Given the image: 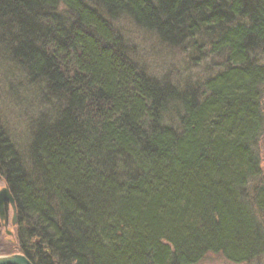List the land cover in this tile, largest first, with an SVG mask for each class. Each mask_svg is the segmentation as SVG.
Segmentation results:
<instances>
[{
	"label": "trees",
	"instance_id": "obj_1",
	"mask_svg": "<svg viewBox=\"0 0 264 264\" xmlns=\"http://www.w3.org/2000/svg\"><path fill=\"white\" fill-rule=\"evenodd\" d=\"M124 20L195 53L198 65L210 60V71L155 73ZM263 52L264 0H0V65H12L3 76L19 73L34 94L22 102L33 112L21 148L0 120V182L17 208L10 250L0 220V255L33 264L259 258Z\"/></svg>",
	"mask_w": 264,
	"mask_h": 264
},
{
	"label": "rangeland",
	"instance_id": "obj_2",
	"mask_svg": "<svg viewBox=\"0 0 264 264\" xmlns=\"http://www.w3.org/2000/svg\"><path fill=\"white\" fill-rule=\"evenodd\" d=\"M121 24L127 31L126 36L130 38V45L138 48L137 52L142 56V59L146 61L149 68L155 73L164 75L165 72L173 71L177 72L178 78L187 77L197 80L210 71V60L202 61L200 65H198V57L195 56V53L171 49L168 45L155 39L152 34L132 27L126 20L121 21ZM4 64L5 65L2 63L0 65V120L7 133L10 134L11 138L15 141L17 147L21 148L29 138L27 135L29 134L28 127L30 125L29 120L31 117L29 114L33 112V106L21 108L22 102H25L26 100L33 101L34 94L26 89L21 90L22 79H20L21 75L19 73L9 70V74L7 72V79H5L3 74L12 65L8 62H5ZM214 66L212 68H214ZM14 80L18 81L12 83ZM35 105L36 104H34V106ZM257 151L258 156H260L262 173L261 176L254 181V185L257 184L259 186H264V134L260 138ZM4 185V181L0 182V188ZM11 217L12 212L10 209L8 226L7 228H2L1 244L4 250L12 249V244L15 241L16 227L11 224ZM7 229L12 232L11 235L7 234ZM2 246L0 245V250L2 249ZM207 263L238 264L229 262L221 256H214L211 260L209 259ZM240 264H264V254L250 262Z\"/></svg>",
	"mask_w": 264,
	"mask_h": 264
},
{
	"label": "water",
	"instance_id": "obj_3",
	"mask_svg": "<svg viewBox=\"0 0 264 264\" xmlns=\"http://www.w3.org/2000/svg\"><path fill=\"white\" fill-rule=\"evenodd\" d=\"M12 208L13 217H12V225L16 223L17 217V208L15 199L10 191L8 185H4L0 188V220L3 222L5 228H7L9 223V216L7 209ZM7 234L11 235L12 232L8 229L6 230ZM0 264H33L26 255L22 253H16L12 255H0ZM204 264H215V263H204Z\"/></svg>",
	"mask_w": 264,
	"mask_h": 264
}]
</instances>
